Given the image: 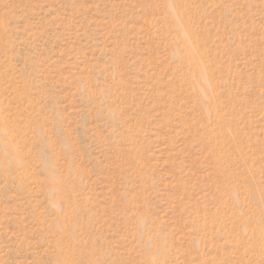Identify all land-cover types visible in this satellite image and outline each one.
<instances>
[{"label":"rangeland","instance_id":"rangeland-1","mask_svg":"<svg viewBox=\"0 0 264 264\" xmlns=\"http://www.w3.org/2000/svg\"><path fill=\"white\" fill-rule=\"evenodd\" d=\"M0 264H264V0H0Z\"/></svg>","mask_w":264,"mask_h":264}]
</instances>
